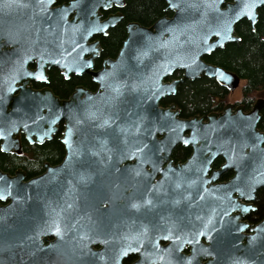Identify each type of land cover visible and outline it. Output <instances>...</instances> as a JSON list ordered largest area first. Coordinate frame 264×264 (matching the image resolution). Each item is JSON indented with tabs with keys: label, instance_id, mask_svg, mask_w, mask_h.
I'll list each match as a JSON object with an SVG mask.
<instances>
[{
	"label": "water",
	"instance_id": "95a60500",
	"mask_svg": "<svg viewBox=\"0 0 264 264\" xmlns=\"http://www.w3.org/2000/svg\"><path fill=\"white\" fill-rule=\"evenodd\" d=\"M164 1L172 15L148 27L128 23L117 57L106 59L103 68L95 71L94 60L102 49L89 40L107 35L123 19L117 13L102 21L100 10L113 5L123 9L125 0H75L56 8H52L56 0H0V41H7L0 43L1 151L19 154L21 133L31 144L50 141L60 122H64L60 142L66 149L59 165L46 164V171L29 181H24L22 171L12 177L0 169V200L10 201L0 206V264H72L73 180L86 178L89 172L95 178L98 169L103 170L102 177L112 162L125 161L128 169L131 161L115 159L119 156H171L179 144L192 149L184 168L190 172L203 168L200 176L190 173L188 230L174 231L168 246L156 247L172 251L171 255L143 254L137 264H202V259L209 260L206 264H230L229 252L200 255L205 248H230L229 236L220 243L210 229L214 211L224 209L234 214L230 221L236 227L237 249L262 243L264 222L247 237L240 219L248 212L242 200L253 201L257 190L264 188V133L258 128L264 99H258L249 112L243 105L228 103L206 120L182 118L179 108L174 104L164 108L161 101L175 95L180 83L201 76L236 91L241 78L204 57L239 41L235 27L242 20L255 28L264 0ZM13 40L20 45L2 51ZM31 60L37 63L35 71L28 68ZM52 68L61 70L66 79L88 74L98 89L77 87L67 100L48 88L34 90L31 82L48 83L46 72ZM177 71H182L179 79L165 82ZM218 157L226 163L207 178ZM229 169L235 170L230 182L211 184ZM201 191L226 194L230 202L214 211L203 210L196 197ZM76 192L80 194V189ZM207 211L212 216L206 217ZM204 225L210 226L207 232L201 230ZM50 236L56 239L46 246ZM203 238L209 245L203 244ZM177 241L188 243L191 254L182 255Z\"/></svg>",
	"mask_w": 264,
	"mask_h": 264
},
{
	"label": "flooded vegetation",
	"instance_id": "af4514ba",
	"mask_svg": "<svg viewBox=\"0 0 264 264\" xmlns=\"http://www.w3.org/2000/svg\"><path fill=\"white\" fill-rule=\"evenodd\" d=\"M70 1L75 0H56L52 8L59 7L62 4H68ZM121 10L122 9H118L114 5L108 10L101 9V20L104 21L109 16L117 13L122 14ZM73 17L74 15H72V19ZM110 30L107 31V35H95L89 40V43L98 42V46H100L103 51L101 38L107 37ZM0 43L5 45L7 41L6 39H2ZM18 45H20L19 42L13 40L11 44L6 47L3 46L2 51L13 50V48ZM102 51L100 56L94 60L95 71L103 68V63L106 59H115L117 57L103 58ZM28 68L35 71L37 69L36 61L31 60L28 63ZM52 69L59 70L58 68ZM52 69H49L46 72L48 83L32 81L31 87L34 90H43L48 88L52 91L49 87V71ZM59 71L65 78L61 70ZM178 72H181V75L174 77ZM73 76L77 77V75L72 74L70 78ZM88 76L91 78L94 88L91 90L90 88H86L84 86L77 87H84L91 92H96L98 85L93 81L90 75ZM181 76L182 71H177L172 76L166 78L165 82H172L175 79H179ZM77 87H75L72 91V94L75 92ZM239 91L241 94V90ZM232 93L233 92L229 91V95ZM169 97L171 96H166L163 100ZM163 100L161 101V106L164 108L174 104L170 103L166 106L162 105ZM226 104H228V102L223 105L220 111L213 112H221ZM174 105L176 106V104ZM176 108L178 107L176 106ZM209 114L210 113L206 115H194L189 118L182 117L180 114V117L191 119L195 116H204L206 120ZM58 129L59 130L53 138L60 135L59 138L61 139L64 131V122H60L58 124ZM25 144L31 146L38 145L29 143L25 134L21 133V152L19 154L4 153L1 151V146L0 151L4 154H11L16 157L28 156L29 153L25 151ZM179 146L190 149L189 156H173L174 150ZM191 153V147L179 144L173 149L171 156H119L115 159L127 158L131 161V166L128 169L124 168L126 165L125 161H117L110 164V168L105 170V175L102 177L100 176L102 175L103 170L98 169L96 170L98 176L95 178H91V173L87 170L89 172L88 177L90 179H88V177L81 180L74 179L72 182L74 188L72 205V264H137L143 254L171 255L173 253L172 251L169 252L166 249L165 252H163L161 249L158 250L156 247L168 246L170 243L169 237L172 236L174 231L178 232L179 230H188L189 218L187 209L190 202V173H192L193 176H200L203 172V168L193 169L192 172H190L187 167L184 168V165H187L189 160L192 158V156H190ZM60 163L54 165L49 163L47 164L56 166ZM225 163L226 162L222 157H218L212 161L207 178H210L215 172L220 171ZM113 166L122 167L113 169ZM0 169L2 170L1 167ZM19 171L24 173V181H29L34 177L42 175L46 171V164L45 171L34 177L28 176L25 170L21 167L16 168L13 172H6L2 170L3 173L9 174L12 177L16 176ZM234 175V169L226 170L221 173L215 182H212L211 184H226L231 181ZM194 180L199 184V179ZM209 186L210 185H208V188ZM77 188L80 189V194L78 195L76 192ZM262 189L264 188L257 190L253 201L247 202L242 200V203L248 207V212L240 219V223L246 226V230L243 232V235L247 237L253 236L254 232L252 230L264 222V213L256 217L253 216V214L258 210L257 197L258 192ZM196 197L198 198L197 202L200 203L203 210L211 209L214 211L217 205L228 204L230 202V197L226 194L213 195L210 192L201 191L196 193ZM9 203L10 201L3 202L0 200V206H7ZM77 207H80V211L76 209ZM233 215V213L229 214L226 209L217 213L214 211V218L216 217V219L215 221L213 219V227L204 225L201 228L203 232H207L206 227H210L211 230L214 229L218 234V241L220 243H224L226 237L229 236L230 248L228 250H211L205 248L200 250V255H224L229 252L231 255L229 259L230 264H264V235L260 245H252L250 248L246 249H237L235 239L236 227L234 228L230 221V217ZM208 216H212V212L207 211L206 217ZM55 239L56 237L54 236L48 237L45 241V245H50V243L55 241ZM177 242L178 245L182 247V255L191 254L192 248L188 243H183L182 241ZM202 242L205 246L209 245L206 238H203ZM208 261V259H202L201 263L206 264Z\"/></svg>",
	"mask_w": 264,
	"mask_h": 264
},
{
	"label": "trees",
	"instance_id": "16d2710c",
	"mask_svg": "<svg viewBox=\"0 0 264 264\" xmlns=\"http://www.w3.org/2000/svg\"><path fill=\"white\" fill-rule=\"evenodd\" d=\"M68 1V0H60ZM126 6L121 10L124 19L109 31L107 37L101 38L102 57L114 58L119 53L127 37L126 24L138 22L142 26H151L155 21L171 16L166 10L164 0H125ZM258 21L255 28L248 20H242L235 27V35L239 41L228 43L224 48L215 50L204 60L233 72L241 78V98L236 105H243L246 111L252 109L259 98L258 94L264 90V7L259 9ZM181 75L178 72L174 77ZM49 87L60 99H67L77 86L94 88L88 75L65 79L59 70L49 71ZM229 90L218 84L214 79L201 76L196 80H185L180 83L176 95L163 100L162 105L176 104L181 109L182 117L206 115L213 111H220L228 101ZM259 123V129L264 132V109ZM60 135L42 145L25 144L28 156L16 157L0 151V167L3 171L13 172L16 168H23L28 176L34 177L45 171V164L51 165L62 162L65 149L60 142ZM190 149L177 147L173 156H189ZM258 210L254 217L264 213V189L258 192Z\"/></svg>",
	"mask_w": 264,
	"mask_h": 264
},
{
	"label": "rangeland",
	"instance_id": "374dc122",
	"mask_svg": "<svg viewBox=\"0 0 264 264\" xmlns=\"http://www.w3.org/2000/svg\"><path fill=\"white\" fill-rule=\"evenodd\" d=\"M239 90L240 88H238V90L234 91L231 95L228 96V103H234L235 101L240 100L241 94ZM258 96L259 98H264V90L260 91Z\"/></svg>",
	"mask_w": 264,
	"mask_h": 264
}]
</instances>
